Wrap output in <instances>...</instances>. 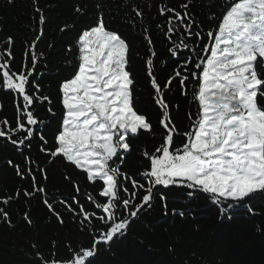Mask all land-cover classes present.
<instances>
[{"label": "trees", "instance_id": "trees-1", "mask_svg": "<svg viewBox=\"0 0 264 264\" xmlns=\"http://www.w3.org/2000/svg\"><path fill=\"white\" fill-rule=\"evenodd\" d=\"M184 4H188L187 9L181 7ZM230 6L231 0H0V64L5 65L0 68V131L6 133L0 136V209L7 214L0 213V264L71 261L75 253L92 248L101 232L107 231L108 226L97 219L106 216L97 207L107 202L99 195L102 182L89 181L83 170L63 156L53 155L65 117L61 86L78 70V38L82 32L94 27L102 15L107 30L119 34L127 43L126 70L133 80L134 109L145 115L154 129V134L141 130L130 138L131 151L120 165L129 179L120 178L119 195L122 200L132 201L127 210L120 205V218H124L146 194L148 181L141 173L148 169L149 161L144 152L153 153L164 133L162 110L151 81L154 78L158 83L161 76L166 83L169 70L173 71L177 63L164 45L170 12L162 14L161 10L188 11L195 21L192 32L200 36H191V41L199 43L202 37V51H195L198 56L188 52L193 60L191 69L199 71L194 64L210 56V51L203 49L214 46L207 34H215ZM149 60L153 62L151 66ZM161 64L163 68L157 71L156 65ZM6 70L15 74L14 80L15 76L31 73V86L26 90L40 97L27 109L38 123L28 125L23 120L25 128L33 131L30 139L25 131H15L17 110L23 113L24 103L22 95L4 87ZM175 84L178 86L173 96L178 99H170L167 104L170 116L174 114L179 120L182 89L178 81ZM192 84L195 121L198 102L193 96L198 83L193 79ZM176 136L175 143L180 144L181 137ZM13 140L17 143L13 144ZM132 180L144 188H133ZM188 191L185 187L156 186L150 206L144 205L135 217H129L123 235L96 245L95 255L89 258L91 264H264V193L256 192L241 202L252 211L236 207L230 219H222L208 194L197 191L189 197ZM132 192L136 193L134 198L130 196ZM81 208L94 214L90 224L83 220Z\"/></svg>", "mask_w": 264, "mask_h": 264}, {"label": "snow or ice", "instance_id": "snow-or-ice-1", "mask_svg": "<svg viewBox=\"0 0 264 264\" xmlns=\"http://www.w3.org/2000/svg\"><path fill=\"white\" fill-rule=\"evenodd\" d=\"M181 7L187 9L188 4ZM76 10L81 11L80 8ZM161 12L173 13L177 24L183 25L189 36H200V33L192 32L195 21L186 11L181 14L165 8ZM169 24V33H172L175 30L171 26L172 19ZM207 35L214 41V46L203 49L206 53L210 51V56L194 64L199 71H190L188 76L179 71L175 73L180 77L178 83L181 85H185L190 77L198 83L193 96L198 102V112L189 132L179 133L170 116V106L163 98V88L156 79L151 81L156 103L162 110L160 123L164 133L160 146L153 153L144 152L149 167L141 175L148 181V187L144 188L135 180H132V187L144 188L146 194L142 203L124 218H120V205L127 210L132 201L122 200L119 195L120 178L129 179L120 165L131 151L130 138L136 137L141 130L154 134V129L146 116L134 109L133 80L126 70L129 63L127 43L119 34L107 30L102 15L94 27L79 36L78 70L61 86L65 117L53 155H61L83 170L89 181L102 182L103 190L99 195L106 197L107 202L97 207L106 216L97 219L108 227L94 240L92 248H82L71 261H54L53 264H91L89 258L95 255L96 245L123 235L129 217H135L144 205L150 206L156 186L185 187L189 197L197 191L208 194L211 203L219 208L222 219L225 216L230 219L236 207L245 206L252 211L249 205L241 202L256 192L264 193V106L261 103L264 101V74L258 70V66L264 68V0H231L218 30ZM181 47L193 56L199 55L184 41L176 45V49ZM176 49L171 50L174 57L177 56ZM34 60L35 57L33 68ZM184 60L182 67L187 69L193 60L187 56ZM147 63L151 66L153 62ZM4 67L0 64V68ZM13 75L7 70L3 72L4 87L23 97L24 111L17 110L15 131H25L26 138L30 139L33 131L25 128L23 120L26 119L28 125L38 123L33 112L27 109L40 97L26 90L31 86L28 79L31 73L15 76V80ZM174 78L168 83L171 84ZM36 91H39L38 86ZM5 135L0 131V136ZM176 135L186 138L182 147L175 146ZM20 143L23 144V140ZM124 191L127 192L126 187ZM130 196L134 198L136 193L132 192ZM0 213L7 216L2 209ZM80 213L90 224L94 214L83 208Z\"/></svg>", "mask_w": 264, "mask_h": 264}, {"label": "rangeland", "instance_id": "rangeland-1", "mask_svg": "<svg viewBox=\"0 0 264 264\" xmlns=\"http://www.w3.org/2000/svg\"><path fill=\"white\" fill-rule=\"evenodd\" d=\"M185 11L181 10L180 13L183 14ZM188 13V11H186ZM168 17V16H167ZM172 19V27L175 29L172 33H169V20ZM193 27H194V23L192 25V31H193ZM181 33V34H180ZM165 50L166 52H168V55H170L172 57L173 60H175L176 63V67L172 68L173 71L169 70L171 74H169L166 83L164 81V79L160 76L159 77V81L158 84L163 88L164 90V96L163 98L165 99L166 103L170 101V99H172L173 101L177 100L178 97L173 96V93H176L177 91V86L178 84H175L176 81H179L180 77L179 76H175L176 71H179L183 76H188L190 71H193L191 69V66L189 64L188 68L185 69L182 67V65L184 64L185 60L184 58L190 57L191 54L189 55V52L187 49H184L183 47L176 49V45L181 44L182 41L186 42L187 45L189 46V49L194 48L195 51H202V47H200V44L202 42V37L199 38V43H194L191 41V36L188 35L187 32H185V29L183 27V25H178L177 22L175 21V18L173 16V13L170 12V17L167 18L166 21V26H165ZM204 37V36H203ZM173 41H175V43H173ZM203 46V45H202ZM172 49H176L177 50V56L174 57L171 54V50ZM165 65V63H164ZM161 66V69L163 68L162 64L161 65H156V69L158 71L159 67ZM259 67V66H258ZM262 68L259 67V71ZM262 74H264V70L260 71ZM175 77L174 79L171 80V84L168 83L169 79ZM262 78H264V75H262ZM193 83V78H189L187 81H185V85H181V91H180V95H181V108H182V114L180 112V118L179 120L176 119L175 115L172 114V120L174 122V124L176 125V127L178 128L179 133H186L189 132L191 130V126L194 122L193 119V115H192V110H191V87ZM180 86V84H179ZM180 101V100H179ZM178 101V102H179ZM262 106H264V101H261ZM169 104V103H168ZM191 117V118H190ZM178 120V121H177ZM177 137V136H176ZM179 138V143L180 144H176V147H179L182 145L183 141V135H178ZM185 139V137H184Z\"/></svg>", "mask_w": 264, "mask_h": 264}]
</instances>
